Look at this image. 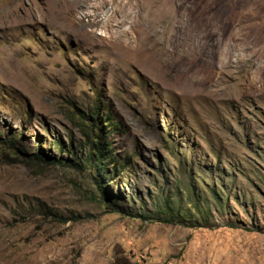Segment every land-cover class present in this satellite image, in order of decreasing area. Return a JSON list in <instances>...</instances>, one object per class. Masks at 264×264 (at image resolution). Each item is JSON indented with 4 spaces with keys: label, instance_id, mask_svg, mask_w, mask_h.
<instances>
[{
    "label": "rangeland",
    "instance_id": "1",
    "mask_svg": "<svg viewBox=\"0 0 264 264\" xmlns=\"http://www.w3.org/2000/svg\"><path fill=\"white\" fill-rule=\"evenodd\" d=\"M0 264H264V0H0Z\"/></svg>",
    "mask_w": 264,
    "mask_h": 264
},
{
    "label": "trees",
    "instance_id": "2",
    "mask_svg": "<svg viewBox=\"0 0 264 264\" xmlns=\"http://www.w3.org/2000/svg\"><path fill=\"white\" fill-rule=\"evenodd\" d=\"M91 139H92L93 143H95L97 145L99 151L97 152V155H95L98 157H89L88 161H90L92 163L95 162L94 164H101V163H103V161L101 160V158L103 157V150L101 148H104V145H103V143H101V141H96L94 139V136H92V135H91ZM12 140L15 141L14 139H12ZM7 145L12 149L13 142L8 141ZM38 157H40V154ZM93 169H95V168L93 167ZM104 169L105 168H103V167L99 168V166H98V168H97L98 172L95 171V174L93 173L91 176L94 178V183L97 185L98 189L101 191L102 197L109 202V206H108L109 210L110 211H118V210L121 211L118 203L114 199H112L108 196L107 186L105 187L103 185V181L100 178V172L102 173L104 171ZM161 220H165L166 222H174V218L172 216L170 218H165V219H161Z\"/></svg>",
    "mask_w": 264,
    "mask_h": 264
}]
</instances>
